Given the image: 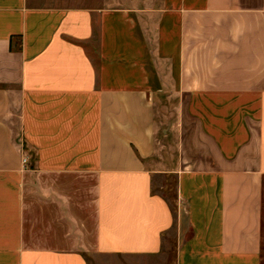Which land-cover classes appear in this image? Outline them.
I'll return each instance as SVG.
<instances>
[{
    "label": "crops",
    "instance_id": "crops-1",
    "mask_svg": "<svg viewBox=\"0 0 264 264\" xmlns=\"http://www.w3.org/2000/svg\"><path fill=\"white\" fill-rule=\"evenodd\" d=\"M263 198L264 0H0V264L165 262L173 229L174 264H262Z\"/></svg>",
    "mask_w": 264,
    "mask_h": 264
},
{
    "label": "rangeland",
    "instance_id": "rangeland-1",
    "mask_svg": "<svg viewBox=\"0 0 264 264\" xmlns=\"http://www.w3.org/2000/svg\"><path fill=\"white\" fill-rule=\"evenodd\" d=\"M161 104L166 105L165 110L162 107V113L166 114L165 117L163 115L159 117L158 121V127H157V136H158V142H159V148H160V154L161 156L165 155H170L174 154V149L173 147L169 148L170 151L164 152L165 149L168 148L169 144H173L175 138L172 136L166 137V130L170 126L169 121L171 122L176 118L177 111L175 110L174 106H176L177 101L174 100H165V101H160ZM169 107V108H167ZM37 173H34L32 175V187L37 184ZM153 191L158 192L159 194L163 195L166 197L171 203H173L174 198H175V179L173 178H165L162 175L157 176L153 180ZM35 196V191L33 192L29 191V202H31L32 206L29 208V223H28V228H29V246H53V247H61L62 245L59 243H49V244H40L36 241V236L41 235L40 233L35 231L34 224L35 222V216L37 214V211H35L37 207V199L34 197ZM35 206V208H34ZM51 216L52 214H48L49 221H51ZM57 232L60 233V235L63 234V230H58ZM169 237V238H168ZM176 230H171L167 236L168 240L171 239V241H167L165 243V250L169 253L167 256V259L164 260H156V261H150V260H144L139 257H112V256H100L97 255L95 252H87L86 257L88 260L89 264H174V252L177 250V242H176ZM262 264H264V198H263V248H262Z\"/></svg>",
    "mask_w": 264,
    "mask_h": 264
},
{
    "label": "built area",
    "instance_id": "built-area-1",
    "mask_svg": "<svg viewBox=\"0 0 264 264\" xmlns=\"http://www.w3.org/2000/svg\"><path fill=\"white\" fill-rule=\"evenodd\" d=\"M23 163H24V164L27 163V159H26V158L23 159Z\"/></svg>",
    "mask_w": 264,
    "mask_h": 264
}]
</instances>
